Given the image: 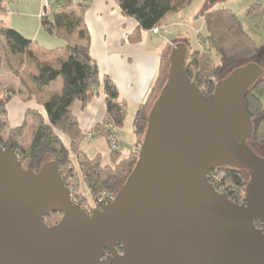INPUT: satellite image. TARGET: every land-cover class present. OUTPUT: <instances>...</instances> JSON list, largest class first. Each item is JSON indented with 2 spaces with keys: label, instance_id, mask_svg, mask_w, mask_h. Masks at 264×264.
<instances>
[{
  "label": "water",
  "instance_id": "water-1",
  "mask_svg": "<svg viewBox=\"0 0 264 264\" xmlns=\"http://www.w3.org/2000/svg\"><path fill=\"white\" fill-rule=\"evenodd\" d=\"M188 54L172 46L138 163L102 210L73 200L55 161L25 170L0 140V264H264V160L247 143L245 101L263 69L241 66L206 95L187 74ZM219 167L248 172L241 205L210 182ZM55 212L62 219L47 225Z\"/></svg>",
  "mask_w": 264,
  "mask_h": 264
},
{
  "label": "trees",
  "instance_id": "trees-1",
  "mask_svg": "<svg viewBox=\"0 0 264 264\" xmlns=\"http://www.w3.org/2000/svg\"><path fill=\"white\" fill-rule=\"evenodd\" d=\"M193 2L194 0H119L122 13L134 18L139 24V30L142 31H151L161 26L168 16L180 14ZM51 6L48 14L42 17V26L49 34L66 41L63 47L67 52L66 59L57 63L43 62L33 53L31 40L12 28L2 27L0 71L2 51H8L12 55H21L24 58L23 63L36 66L39 74L33 81L38 88L48 87L61 79L63 89L59 93L51 94L47 101L42 102L47 119L39 112L29 110L24 124L18 128L10 127L6 119V105L12 96L6 94L1 97L0 140L4 146H10L17 152L25 170L38 171L44 163L52 160L58 164L61 175L66 169L80 181L83 179L94 201L103 193L116 198L138 163V151L122 156L120 150L114 151L109 145L107 161H104L101 155L90 157L83 151L85 136L74 115V107L77 102L83 107L88 105L100 87L98 66L90 54L89 35L83 22L88 5L76 4L74 0H51ZM2 11L3 5L0 0V12ZM248 16L257 27L264 26V7L261 4L252 5L248 10ZM202 17L207 31L202 41L204 48L192 52L187 60L186 71L202 93L211 95L220 80L243 66L242 63L245 61L256 57L259 50L233 11L224 8L205 10ZM73 39H78V42L74 43ZM177 43H180L179 39H175L174 44ZM213 54L219 57L218 63L215 62ZM22 83L27 86L24 80ZM104 91L107 95L106 119L94 129V132L107 140L109 132L106 126L113 123L118 132V128L124 125L126 110L119 103V92L109 79L104 81ZM263 95L264 79L260 78L248 92L245 101L248 115L254 123L253 140L264 148V106L261 101ZM29 119H32L37 127L32 133L29 146L24 148L22 140L28 135ZM142 123L141 114H138L135 127L139 136L145 133ZM58 133L70 141L69 148ZM242 172L219 167L212 170L209 179L218 191L228 194L230 199L238 203L244 200L248 182ZM213 180H216V184ZM77 196L81 197L82 203L88 201L81 193ZM62 217L61 213L55 212L45 221L47 225L53 226ZM256 225L258 227L257 222ZM117 248L121 250L120 245Z\"/></svg>",
  "mask_w": 264,
  "mask_h": 264
},
{
  "label": "crops",
  "instance_id": "crops-1",
  "mask_svg": "<svg viewBox=\"0 0 264 264\" xmlns=\"http://www.w3.org/2000/svg\"><path fill=\"white\" fill-rule=\"evenodd\" d=\"M1 1L3 11L0 12V28H12L31 40L33 53L43 62L57 63L66 59L67 52L63 49L66 41L49 34L42 26L43 0ZM74 2L88 5L83 22L89 35L90 54L98 66L100 76V87L95 97L85 107L77 102L74 115L85 136L84 141L95 140L98 136L106 140L104 136L94 132V129L106 119L107 95L104 91V81L109 79L117 88L118 101L125 108L126 116L136 118L141 114L142 124L145 121L147 123V118L167 83L171 48L178 36L169 37V33L154 34L152 30H139L138 22L122 13L119 0ZM174 16L176 15H170L163 21L159 26L162 31L171 25L168 22ZM175 23L173 22L177 25ZM73 42H78V39H73ZM197 45H200L199 42ZM200 48H204L203 43ZM1 59L0 89L5 95L12 96L6 105L9 126L21 127L29 110L37 111L47 119L41 104L47 101L51 94L62 91L63 81L59 79L48 87L38 88L33 81L39 74L34 64H25L21 55H12L8 51H2ZM23 80L27 86L23 85ZM29 126L28 132L33 133L37 124L29 119ZM139 137L137 134L132 139L137 149L142 142ZM119 138L122 149L124 142L120 136ZM126 139L129 140L128 137ZM65 144L69 148L70 141L67 140ZM107 145L106 155L95 152L94 156H90L85 150L84 142L82 149L90 157L101 155L106 160L109 154L108 142Z\"/></svg>",
  "mask_w": 264,
  "mask_h": 264
},
{
  "label": "rangeland",
  "instance_id": "rangeland-1",
  "mask_svg": "<svg viewBox=\"0 0 264 264\" xmlns=\"http://www.w3.org/2000/svg\"><path fill=\"white\" fill-rule=\"evenodd\" d=\"M254 4H261L264 7V0H218L215 3H211L210 0H194L193 4L188 9L174 16L171 19V21L168 20L170 21L168 23H170L171 25L165 27L163 32L165 34L169 33L168 34L169 37L178 36L177 38L179 39L180 43H184L188 45V49H189L188 59H189L193 51L202 50L200 46L202 45V41L204 40V37L207 35L202 13L205 10L221 9V8L229 9L238 16V18L240 19V21L244 26L245 31L254 40L259 50L258 55L256 57H254L250 61L249 60L245 61L244 63H242V65L244 66L249 63L259 64L263 69L262 78L264 79V26L257 27L248 16V10ZM173 22H176L175 24L177 25H174ZM197 40L200 45H197L198 43ZM213 58L216 63L219 62V57H217L215 54H213ZM4 95L5 94L3 90L0 89V98L3 97ZM261 101L264 106V95L261 97ZM135 120H136L135 117H132L131 115H127L124 120V125L118 128V134L121 137L122 141L124 142L122 143L123 148L121 149L122 156H128L133 150L134 151L139 150L141 147L142 142L139 143V149L135 147L136 143L132 142V139H134V137L137 136L136 127H135L136 125L134 123ZM142 126H144V131H146V126H147L146 121L144 122V124H142ZM144 134L140 135L139 137L141 141L144 138ZM58 135L61 136V138H63L65 142H67L64 136H62L59 133ZM31 136L32 133L29 131L27 137L22 140V145L24 148H27L29 146V143L31 141ZM127 137L129 138V140L126 139ZM252 139L248 140L247 142L248 146L255 152L257 156H259V158L264 160V148L256 144ZM84 147L86 148L85 150L90 156L91 155L94 156L95 152H101L104 155H106L108 152V145L106 140H104L102 137L99 136L96 137L95 140L84 141ZM242 173L245 175L247 179H249V174L247 171H243ZM62 176L65 178L66 182L74 186L75 189L73 187L72 188L74 189L76 196L78 193H81L87 197L88 201L82 203L81 197L77 196L78 198L77 200L79 204L81 203L80 205L81 207L85 209L86 205H93L94 200L90 197L89 195L90 191L88 192L87 186L83 182V179L80 181L78 177L75 178L69 173V170L66 169L63 170ZM70 177L71 179H69ZM78 183L80 187L78 186ZM213 183L216 184V180L215 181L213 180ZM234 196L237 197L236 195ZM242 202L243 199L240 202H238V204H241ZM90 211L87 212L90 214Z\"/></svg>",
  "mask_w": 264,
  "mask_h": 264
},
{
  "label": "built area",
  "instance_id": "built-area-1",
  "mask_svg": "<svg viewBox=\"0 0 264 264\" xmlns=\"http://www.w3.org/2000/svg\"><path fill=\"white\" fill-rule=\"evenodd\" d=\"M50 8H51V0H43L42 17L46 16L48 14ZM152 32L154 34H159V33H162L163 31H162V29L159 26H157V27L153 28ZM106 130L109 132L107 140H108L109 145L111 146V148L114 151L120 150L121 149V141H120L119 134H118V132L116 130L115 125L112 123V124L106 126ZM89 135H91V134L89 133ZM69 179H71V177ZM66 184H67V186L70 188V190L72 192L73 200L78 204L79 202L77 200L78 198L76 196V193L74 192V189H75L74 186L72 184L68 183V182H66ZM114 199H115L114 197L108 196L107 194L103 193L102 195H100L98 197L97 201H94L93 205H86L85 210H87L88 212L91 210L90 214H92V212L95 209H98V208L104 209L106 206H108L111 203H113Z\"/></svg>",
  "mask_w": 264,
  "mask_h": 264
},
{
  "label": "flooded vegetation",
  "instance_id": "flooded-vegetation-1",
  "mask_svg": "<svg viewBox=\"0 0 264 264\" xmlns=\"http://www.w3.org/2000/svg\"><path fill=\"white\" fill-rule=\"evenodd\" d=\"M261 78H262V77H261ZM253 124H254V123H253ZM252 138H253V136H252ZM252 138H251V139H252ZM252 140H253V139H252ZM231 200H232L234 203L238 204L234 199H231ZM242 203H243V202H242ZM242 203H241V204H242ZM241 204H240V205H241ZM98 209L102 210V208H98ZM258 228L264 231V226L258 224Z\"/></svg>",
  "mask_w": 264,
  "mask_h": 264
}]
</instances>
